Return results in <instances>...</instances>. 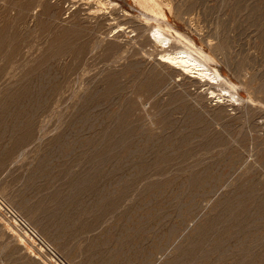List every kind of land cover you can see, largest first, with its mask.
Wrapping results in <instances>:
<instances>
[{
	"label": "rangeland",
	"instance_id": "1",
	"mask_svg": "<svg viewBox=\"0 0 264 264\" xmlns=\"http://www.w3.org/2000/svg\"><path fill=\"white\" fill-rule=\"evenodd\" d=\"M112 1L0 0V264H264V0Z\"/></svg>",
	"mask_w": 264,
	"mask_h": 264
},
{
	"label": "bare ground",
	"instance_id": "2",
	"mask_svg": "<svg viewBox=\"0 0 264 264\" xmlns=\"http://www.w3.org/2000/svg\"><path fill=\"white\" fill-rule=\"evenodd\" d=\"M141 1H144V3L148 4V3L152 2L153 0H141ZM97 2L100 3V4L107 5L106 8L110 7L111 5H114V2L112 0H97ZM92 7L90 6V8H92ZM100 7H98L99 10H100ZM104 7H101V9L104 8ZM113 7H115V5ZM154 7L156 8L155 5H154ZM93 8H96V7H93ZM98 8L94 9V10L97 11ZM94 10H92V11H94ZM153 11H155V10H153ZM160 14L163 15V13H160ZM122 25H123V23H122ZM175 32H176V34L178 35V37L180 39H181V37L183 38V35L180 32H178V31H175ZM149 38L152 41H159L165 47V49L163 50L162 53H160V56H159L160 63L162 62L164 64H167V65L171 66V67H174L175 69H177V70L181 71L182 73H184V75L186 74L189 77H192V78H195V79L208 81V83L209 82L216 83L217 85L219 84L220 86H223V83L225 84V83L228 82L229 84H231V86H234V83L233 82H229L217 68H212L210 66V64L208 63V58L202 53L201 50L192 47V45L194 46V44H193V41H191L189 38L185 37V40H187V42L189 43V45H186V47H182L181 46V48H177V49H176V47H175V49L173 47V49H171L172 48V44L174 43V39H177V38L172 36V35H170V34H168L166 32V30L164 28H162L160 25H158V26H156L154 28L153 33L150 35ZM221 91H223V92L215 93V90H211V93L213 95H215L218 100L223 99V97H225L227 95L230 96V97H233L236 94V92H234L231 89V87L229 88L228 86L227 87H222ZM236 97L238 99V96H236Z\"/></svg>",
	"mask_w": 264,
	"mask_h": 264
},
{
	"label": "built area",
	"instance_id": "3",
	"mask_svg": "<svg viewBox=\"0 0 264 264\" xmlns=\"http://www.w3.org/2000/svg\"><path fill=\"white\" fill-rule=\"evenodd\" d=\"M0 208L6 214V216L12 219L17 226H19L25 233L30 235L32 238L43 244L54 256L58 257L57 254L52 250L48 243L41 238L37 231L29 224V222L24 218V216L16 210L10 203L6 200L0 198Z\"/></svg>",
	"mask_w": 264,
	"mask_h": 264
}]
</instances>
